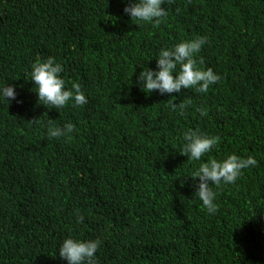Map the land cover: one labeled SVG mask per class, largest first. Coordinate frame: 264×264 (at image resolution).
I'll return each mask as SVG.
<instances>
[{"label":"trees","instance_id":"obj_1","mask_svg":"<svg viewBox=\"0 0 264 264\" xmlns=\"http://www.w3.org/2000/svg\"><path fill=\"white\" fill-rule=\"evenodd\" d=\"M23 1L21 28L18 0H0V88L17 93L0 99V264H68L58 251L77 237L102 242L97 264H264V0H171L158 28L129 0ZM200 36L199 66L221 77L207 93L140 89L162 48ZM48 57L88 103L38 102L31 66ZM189 128L220 137L201 161L180 154ZM231 154L257 165L211 185L210 214L189 176Z\"/></svg>","mask_w":264,"mask_h":264},{"label":"clouds","instance_id":"obj_2","mask_svg":"<svg viewBox=\"0 0 264 264\" xmlns=\"http://www.w3.org/2000/svg\"><path fill=\"white\" fill-rule=\"evenodd\" d=\"M166 2H171V0H129L124 12L131 17L132 21L151 22L153 27L158 28L168 16L167 9L162 7ZM28 11L30 8L24 4V1L18 0L17 14L12 20L14 24L22 28L27 22L25 13ZM205 43H207V38L200 36L190 41H183L171 48H162L155 58L156 70L142 67L143 70L137 78L140 89L148 94L158 91L161 95L180 93L185 89L207 93L210 86L218 83L221 77L211 68L205 70L199 66L203 61L202 59L197 60L196 56ZM31 67V81L35 84V92L38 94L40 104L48 109L58 110L70 102L73 107H82L88 103L79 83L73 82L71 88L66 87V81L61 76L64 68L56 62L55 58L48 57L43 62L37 60ZM16 95L13 85L0 88V99L10 102L16 99ZM190 104V99L188 104L182 101L177 104L169 99V106L172 110L175 111L178 108L181 114ZM201 114L207 115L203 109H201ZM39 119L36 118L29 122L38 123ZM48 123L52 125L53 120L49 119ZM73 130L74 126L71 123L64 125L63 128L51 126L48 128V136L59 138L67 136ZM182 136L185 143L180 154L187 156V160L193 162L201 161L202 157L211 152L220 141L219 136L202 134L199 129L189 128L183 132ZM256 165L257 161L252 156L242 158L236 154H231L222 161L213 158L202 162L189 176L193 181H197L198 178L194 194L202 201L210 214L215 213L218 205L214 202L216 192L213 191L211 185L219 187L221 184H234L243 175L244 169ZM83 219L81 216L80 222H83ZM84 238L65 239L59 248V256L68 264H97L96 253L102 242L99 239L84 241Z\"/></svg>","mask_w":264,"mask_h":264}]
</instances>
